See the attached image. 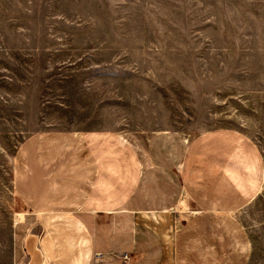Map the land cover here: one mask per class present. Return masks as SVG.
<instances>
[{
  "label": "rangeland",
  "instance_id": "obj_1",
  "mask_svg": "<svg viewBox=\"0 0 264 264\" xmlns=\"http://www.w3.org/2000/svg\"><path fill=\"white\" fill-rule=\"evenodd\" d=\"M88 132L138 155L234 135L261 181L230 215L241 262L264 264V0H0V222L21 209L18 156Z\"/></svg>",
  "mask_w": 264,
  "mask_h": 264
},
{
  "label": "crops",
  "instance_id": "obj_2",
  "mask_svg": "<svg viewBox=\"0 0 264 264\" xmlns=\"http://www.w3.org/2000/svg\"><path fill=\"white\" fill-rule=\"evenodd\" d=\"M42 140L18 156L22 217L0 222V264H122V252L124 264H243L230 214L261 178L234 135L211 132L189 145L156 136L142 155L99 132Z\"/></svg>",
  "mask_w": 264,
  "mask_h": 264
},
{
  "label": "built area",
  "instance_id": "obj_3",
  "mask_svg": "<svg viewBox=\"0 0 264 264\" xmlns=\"http://www.w3.org/2000/svg\"><path fill=\"white\" fill-rule=\"evenodd\" d=\"M119 256H120V258L123 260V261H122V264H124V262H125V261L127 260V258H128L127 253L122 252ZM102 257H103V254H102L101 252H99V251L93 253V258H94V260H99V259H101ZM106 263H107V264H118V263H111V262H106Z\"/></svg>",
  "mask_w": 264,
  "mask_h": 264
},
{
  "label": "bare ground",
  "instance_id": "obj_4",
  "mask_svg": "<svg viewBox=\"0 0 264 264\" xmlns=\"http://www.w3.org/2000/svg\"><path fill=\"white\" fill-rule=\"evenodd\" d=\"M17 217H18V218H17ZM17 217H16L17 219H20V218L22 217V214L17 215Z\"/></svg>",
  "mask_w": 264,
  "mask_h": 264
}]
</instances>
